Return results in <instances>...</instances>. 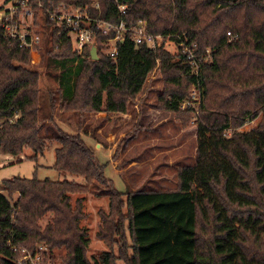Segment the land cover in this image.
<instances>
[{
    "label": "trees",
    "instance_id": "16d2710c",
    "mask_svg": "<svg viewBox=\"0 0 264 264\" xmlns=\"http://www.w3.org/2000/svg\"><path fill=\"white\" fill-rule=\"evenodd\" d=\"M52 2L73 4L116 26L144 21L152 35L186 34L198 45L196 76L181 53L165 49L166 42L150 49L131 35L112 60L106 40L115 33L104 36L95 24L98 61L89 47L78 55L65 28L53 30L52 44L59 71L53 102L61 111L125 113L158 61L166 82L164 109L180 118L181 105L196 88V163L178 170L175 190L112 189L97 235L110 251L90 261L88 230L81 226L84 198L73 204L71 196L88 194L95 180L106 183L105 167L79 137L42 134L39 76L28 68L30 51L0 25V155H39L55 141V170L87 182L35 176L0 183V264H18L21 251L33 253L40 244L50 252L64 249L62 264H264V0H43L46 8ZM120 6L127 7L125 16ZM259 117L256 128L238 131ZM6 194L19 198L12 204ZM49 216L43 228L40 222Z\"/></svg>",
    "mask_w": 264,
    "mask_h": 264
},
{
    "label": "rangeland",
    "instance_id": "374dc122",
    "mask_svg": "<svg viewBox=\"0 0 264 264\" xmlns=\"http://www.w3.org/2000/svg\"><path fill=\"white\" fill-rule=\"evenodd\" d=\"M77 10L81 9L65 2L57 4L52 2L49 8H46L43 0H0V16L14 12V22L19 27L20 34L33 35L32 39L29 38L31 46L23 48L30 51L28 68L37 72L39 76L38 116L42 123V134L45 135L48 131V134H52L53 131L56 135L67 134L79 137L93 150L97 162L105 167L106 183L95 180L88 184V194L71 196L73 204L78 199L84 198L83 213L87 217L81 222V226L88 230L90 246L87 257L93 261L110 251L109 245L97 237L101 226V213H109V192L112 189L123 194L127 190L134 192L142 189L175 190L178 170L196 163L201 110L198 102L193 106L182 105L179 118V115L163 108L160 98L164 93L166 82L162 63L158 61L156 68L147 78L142 92L128 101L125 113L93 112L88 109L77 112L61 111L58 101L53 102V99L59 98L57 80L59 71L53 60L56 52L52 49L53 30L59 29V25L51 18L60 13L73 15ZM159 42L162 44L166 42L165 49L172 55L179 54L177 45L170 41L169 37L166 39L163 37ZM55 50H59L57 45ZM206 54H211L209 49ZM207 61H210V58H207ZM194 91L192 88L187 100L193 96ZM196 94L200 95L197 90ZM182 115L185 122L182 120ZM260 121L261 117L247 123L238 131L246 132L254 129ZM232 133L233 131L230 130L226 135L230 137ZM58 147L59 144L54 141L44 153L39 155H35L30 150H26L18 158L0 155V183L4 180L32 179L36 176L40 180L49 179L53 182L66 180L87 185L85 178L81 176L55 170ZM117 170H126V172L122 175L118 174ZM6 195L10 197L12 204H15L19 198L18 194ZM50 218L51 216L43 219L40 225L44 228ZM114 252L118 254L117 246L114 247ZM30 255L32 258H25L24 251H21L18 264H62L66 251L61 249L50 252L40 244L33 253L29 251ZM38 258L40 260H37ZM116 264L125 263L118 260Z\"/></svg>",
    "mask_w": 264,
    "mask_h": 264
},
{
    "label": "built area",
    "instance_id": "2783aa9c",
    "mask_svg": "<svg viewBox=\"0 0 264 264\" xmlns=\"http://www.w3.org/2000/svg\"><path fill=\"white\" fill-rule=\"evenodd\" d=\"M83 12L81 10H77L76 14L73 15H66L60 13L57 15H53L51 18L52 21L58 22L59 28H65L70 32V36L74 42V50L78 55H81L86 47L91 48L95 42L96 36L94 30L92 29L93 24H95L97 29L102 31V34L104 36H109L112 33H115L114 38L106 40V43L108 44L107 46L109 48L107 53L109 54L110 58L114 61L118 56L119 44L125 41L127 35H131L132 39L137 45L144 43L150 49H155L157 46V42L161 41L163 38L161 35L155 36L148 33L147 24L144 21H140L136 26L129 28L124 22H121L118 26H116L108 22L102 21L101 19L94 20L89 17L88 13ZM120 12L122 15L125 16L127 13V7L120 6ZM14 21V12L0 16V25L5 30L6 35L10 39L21 40V47L31 46L30 39H32L33 35L20 34L19 27L15 25ZM14 25L16 27H14ZM12 31L14 32L12 33ZM22 36L23 38H21ZM228 36L231 37V34L229 33ZM169 38H175L172 42L177 45L179 53H181L186 58L188 64H190V66L193 68L192 70L194 74L198 76V45L194 42H191L186 34H184L183 36H170ZM176 40H179V43ZM194 90L195 91L193 92V96H191L189 100H186L182 104L183 106H193L195 102H198L201 107V95H199L200 97L197 96V89L194 88ZM24 253L25 258H32L31 255L29 256V252L24 251ZM37 260H40V258H38Z\"/></svg>",
    "mask_w": 264,
    "mask_h": 264
},
{
    "label": "water",
    "instance_id": "95a60500",
    "mask_svg": "<svg viewBox=\"0 0 264 264\" xmlns=\"http://www.w3.org/2000/svg\"><path fill=\"white\" fill-rule=\"evenodd\" d=\"M91 59L93 61H98L99 60V56L97 53V47H96V43L94 42V44L91 47Z\"/></svg>",
    "mask_w": 264,
    "mask_h": 264
},
{
    "label": "crops",
    "instance_id": "0c3cea01",
    "mask_svg": "<svg viewBox=\"0 0 264 264\" xmlns=\"http://www.w3.org/2000/svg\"><path fill=\"white\" fill-rule=\"evenodd\" d=\"M118 171H119L118 174H122V175H124L123 173L126 172V170H117V172H118ZM120 176H121V175H120ZM120 176H119V178H121Z\"/></svg>",
    "mask_w": 264,
    "mask_h": 264
}]
</instances>
